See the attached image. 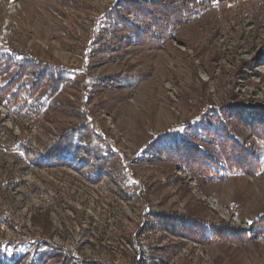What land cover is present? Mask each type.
Instances as JSON below:
<instances>
[{"label":"rangeland","instance_id":"rangeland-1","mask_svg":"<svg viewBox=\"0 0 264 264\" xmlns=\"http://www.w3.org/2000/svg\"><path fill=\"white\" fill-rule=\"evenodd\" d=\"M118 1L0 0V55L67 74L57 91L0 101V251L19 264L52 245L71 264H264V234L252 233L264 216V143L219 111L264 106V0H161L199 5L160 49L105 23ZM14 76H0V91ZM214 115L260 160L256 177L223 170L207 179L150 152L167 132H197L223 166L203 133ZM80 129L73 166L36 165V153ZM94 160H107L100 177ZM149 213L226 223L251 240L196 244L159 231ZM50 255L45 264H60Z\"/></svg>","mask_w":264,"mask_h":264},{"label":"trees","instance_id":"trees-1","mask_svg":"<svg viewBox=\"0 0 264 264\" xmlns=\"http://www.w3.org/2000/svg\"><path fill=\"white\" fill-rule=\"evenodd\" d=\"M215 1L233 5L240 0ZM198 5L183 1L119 0L118 9H112L104 21L114 31L124 32L132 40L131 43L148 49H160L164 41L172 35L175 27L189 22ZM13 69L15 76L0 91L2 104H5L4 101L12 105L17 104L21 98L23 99L24 93L34 95L48 85H52L53 90L57 91L67 81V74L63 69L51 67L33 59L19 60L12 55H0V76L9 74ZM219 111L231 117L251 137L264 143V106L236 102L223 105ZM214 117H216L215 129L206 127L203 133L216 147L223 166L199 148L196 143L201 140V137L197 132H189L191 140L185 138L180 131L167 132L163 137L149 144L150 152H157L162 158L186 173L207 179H221L224 176L223 170L230 174L246 175L252 178L260 174L262 163L257 156L231 135L224 122L216 115ZM83 134L82 129L75 130L71 134H63L58 140L53 141L44 153H36L40 157L36 165L40 167L73 166L81 153L77 147L76 138ZM86 155L87 157H83L85 161L83 166L92 161L90 154ZM107 160H94L93 162L97 167L99 177L106 167ZM149 216L152 226L155 225L159 231L200 245L207 246L217 243L244 245L251 240L247 230L236 229L226 223H206L180 216L177 213H149ZM252 231L257 236L264 234V216L254 224ZM36 250L38 251L39 248L36 247ZM48 251L35 255V258L27 264H45L51 258V252L54 257L61 258L60 264H71L72 259L69 258L72 256H68L70 261L62 259L64 257L63 248L52 245ZM21 260L20 257L16 260L6 259L5 253L0 251V264H19ZM81 263L87 264L88 262L82 261Z\"/></svg>","mask_w":264,"mask_h":264}]
</instances>
